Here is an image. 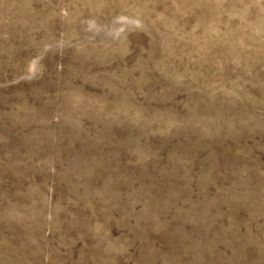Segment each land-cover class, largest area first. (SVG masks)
Here are the masks:
<instances>
[{"label":"rangeland","instance_id":"374dc122","mask_svg":"<svg viewBox=\"0 0 264 264\" xmlns=\"http://www.w3.org/2000/svg\"><path fill=\"white\" fill-rule=\"evenodd\" d=\"M0 264H264V0H0Z\"/></svg>","mask_w":264,"mask_h":264}]
</instances>
